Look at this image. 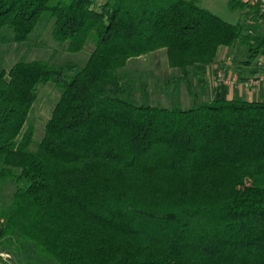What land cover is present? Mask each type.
Segmentation results:
<instances>
[{
    "label": "trees",
    "instance_id": "1",
    "mask_svg": "<svg viewBox=\"0 0 264 264\" xmlns=\"http://www.w3.org/2000/svg\"><path fill=\"white\" fill-rule=\"evenodd\" d=\"M201 0H0L15 44L52 21V38L84 66L0 68V240L34 245L56 264H264V100L219 98L189 109L136 106L119 71L166 50V91L205 79L247 35L245 67L264 57V10L227 0L230 24ZM60 92L32 149L25 130L38 89ZM176 91V90H174ZM2 257L0 256V260ZM12 261V260H10Z\"/></svg>",
    "mask_w": 264,
    "mask_h": 264
},
{
    "label": "rangeland",
    "instance_id": "2",
    "mask_svg": "<svg viewBox=\"0 0 264 264\" xmlns=\"http://www.w3.org/2000/svg\"><path fill=\"white\" fill-rule=\"evenodd\" d=\"M99 8L107 0H91ZM198 6L209 11L220 19L237 24L239 12L232 11L227 6V0H201ZM52 21L43 19L36 27L30 40L23 44H15L13 35L8 29L0 31V68L9 71L18 62L42 61L55 66L67 63H75L84 66L93 50V42L90 41L84 50L77 54L65 51V47L55 42L51 35ZM257 34L256 30H248L246 37L233 49L219 52L215 67L208 69L205 79L200 80L196 76L191 77V95L188 93L187 84L182 83L177 89L166 91V82L169 78L177 76L178 71L170 69L167 61L166 50H160L138 59H132L127 66L119 71L123 85L128 90L125 101L136 106H151L166 108L169 110L189 109L194 105V99L198 103L209 102L219 98H238L239 93L231 91L243 89L252 93L243 96L245 99H257L253 95L259 91L260 86H251L250 80L260 74H244L246 70L243 62L248 58L250 37ZM264 57H258L260 60ZM246 68V67H245ZM248 68V67H247ZM229 81V85L223 84L218 79V73ZM244 74V80L238 79ZM248 83L250 84L248 86ZM236 87V88H235ZM176 90V91H174ZM61 92L51 83L43 84L38 89V98L30 112L25 130L34 132L32 149L36 150L40 143L47 121L59 101ZM15 187L5 184L0 189V213L10 207ZM0 255L11 264H56L51 259H44L36 252L34 245L28 244L21 247L17 239L0 240ZM3 255V256H2ZM8 255L9 258L4 257ZM13 260L14 262H10Z\"/></svg>",
    "mask_w": 264,
    "mask_h": 264
},
{
    "label": "crops",
    "instance_id": "3",
    "mask_svg": "<svg viewBox=\"0 0 264 264\" xmlns=\"http://www.w3.org/2000/svg\"><path fill=\"white\" fill-rule=\"evenodd\" d=\"M255 65V64H254ZM251 66V67H242V69H244V70H246V73H244V74H246V75H250V74H263L264 73V58H261L260 60H258V64L256 65V66ZM215 67V64H214V66H212V69ZM243 73H242V75H239L238 76V79H240V80H244L245 78H244V75ZM236 88V87H235ZM239 93V96L240 97H242L243 98V96H249V95H252V93L250 94V92L248 91V92H246V91H244L243 89H239V90H237V91H231V93L232 94H234V93ZM253 95H255L256 97L258 96L259 97V99L260 100H257V99H246V100H257V101H262V100H264V85H262L261 86V88H259V91H255V94H253ZM245 99V98H244ZM10 262H14L13 260L12 261H10ZM0 264H11V263H9V262H7V260H5L3 257H2V259L0 260Z\"/></svg>",
    "mask_w": 264,
    "mask_h": 264
},
{
    "label": "built area",
    "instance_id": "4",
    "mask_svg": "<svg viewBox=\"0 0 264 264\" xmlns=\"http://www.w3.org/2000/svg\"><path fill=\"white\" fill-rule=\"evenodd\" d=\"M252 4H255L257 6H260L263 10H264V0H249ZM218 79L223 82V84L225 85H229V81L226 80V78L221 75V73L219 72L218 73ZM250 84L251 86L255 85V86H260L262 84H264V73L263 74H260V75H257L255 77H253L251 80H250ZM248 83V86L250 85ZM1 256V255H0ZM3 256V255H2ZM4 257L6 258H9L8 255H4Z\"/></svg>",
    "mask_w": 264,
    "mask_h": 264
}]
</instances>
